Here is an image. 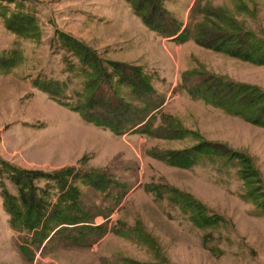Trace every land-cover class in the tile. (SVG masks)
I'll use <instances>...</instances> for the list:
<instances>
[{
	"label": "rangeland",
	"instance_id": "rangeland-1",
	"mask_svg": "<svg viewBox=\"0 0 264 264\" xmlns=\"http://www.w3.org/2000/svg\"><path fill=\"white\" fill-rule=\"evenodd\" d=\"M134 4L0 0V163L46 173L65 167L100 169L128 187L117 203V192L102 194L78 185L83 205L94 217L90 225L101 229L87 234L77 247L62 236L38 250L31 245L32 254L27 256L18 247L29 236L11 229L0 189V264H264V207L245 199L236 161L202 159L179 169L148 156L153 151H183L198 142L225 154L239 153L259 173L254 186L264 197V128L189 94L214 78L264 93V67L191 40L179 45L162 37L142 24ZM160 6L190 30L202 19L200 10L222 8L264 40V0H160ZM12 13L18 15L14 20ZM59 34L71 36L104 60L141 67L164 101L154 126L174 121L186 136L173 140L115 136L86 123L57 97L38 89L37 82L43 80L60 82L67 98L61 101L73 104L74 92L83 87L77 60L60 46ZM1 168L0 164V186L16 195ZM152 186L191 195L221 223L197 228L166 193L148 192ZM50 192L54 200L55 193Z\"/></svg>",
	"mask_w": 264,
	"mask_h": 264
},
{
	"label": "trees",
	"instance_id": "trees-1",
	"mask_svg": "<svg viewBox=\"0 0 264 264\" xmlns=\"http://www.w3.org/2000/svg\"><path fill=\"white\" fill-rule=\"evenodd\" d=\"M127 1L135 3L136 16L142 24L162 37L171 38L179 45L191 40L204 49L264 67V40L255 36L222 8L211 10L205 7L200 10L202 19L190 30L189 27L182 28L180 22L162 9L160 0ZM16 16L12 13V20ZM58 39L60 46L76 58L79 66L77 70L85 78L83 87L74 92L77 101L73 104L61 101L67 98L64 97L66 86L60 82L43 80L37 82L38 89L57 97V101L81 116L86 123L108 130L115 136L139 134L152 139L168 140L183 139L186 136L187 132L174 121L166 120L162 121L163 125L154 126L164 101L156 94L151 76L141 67L104 60L94 50L69 35L59 34ZM189 94L228 115L264 128V93L256 87L232 85L214 78L202 82ZM191 135L198 139L195 134ZM148 156L179 169H189L202 159L210 163L223 159L225 164L234 160L240 167L238 175L246 187L245 199L264 207L262 192L256 191L254 186L260 181L259 173L249 158L239 153L225 154L204 142H198L183 151H153ZM0 164L1 173L17 189V194L12 195L3 184L0 186L9 225L12 230L25 232L29 236L18 247L23 256L32 254L31 245L38 250L45 242L57 236L66 237L70 245L80 246L87 234L101 229V226L90 225L94 217L90 209L83 205L78 185L102 194L117 192L114 197L117 203L128 191L125 184L100 169L77 170L75 167H65L46 173L18 169L4 162ZM41 182L45 185L43 188L38 186ZM50 191L55 193L54 200L51 199ZM148 192L158 196L166 193L197 228L216 227L221 223L220 218L209 216L206 207L189 194L174 188L153 186ZM134 233L141 238L146 237L140 230Z\"/></svg>",
	"mask_w": 264,
	"mask_h": 264
}]
</instances>
